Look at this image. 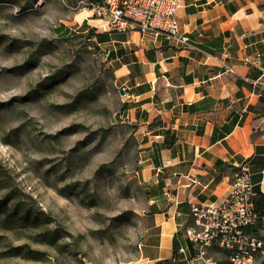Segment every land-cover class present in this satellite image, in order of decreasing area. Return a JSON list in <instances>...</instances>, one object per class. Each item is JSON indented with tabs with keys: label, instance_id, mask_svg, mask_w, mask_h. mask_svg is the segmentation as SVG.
I'll return each mask as SVG.
<instances>
[{
	"label": "rangeland",
	"instance_id": "1",
	"mask_svg": "<svg viewBox=\"0 0 264 264\" xmlns=\"http://www.w3.org/2000/svg\"><path fill=\"white\" fill-rule=\"evenodd\" d=\"M91 14L0 0V264H136L141 131Z\"/></svg>",
	"mask_w": 264,
	"mask_h": 264
},
{
	"label": "crops",
	"instance_id": "2",
	"mask_svg": "<svg viewBox=\"0 0 264 264\" xmlns=\"http://www.w3.org/2000/svg\"><path fill=\"white\" fill-rule=\"evenodd\" d=\"M176 16L187 44L96 32L124 89L120 116L141 131L147 200L136 264H188L190 203L221 202L238 165L248 163L264 193V0H183ZM175 237L184 255L173 254Z\"/></svg>",
	"mask_w": 264,
	"mask_h": 264
},
{
	"label": "built area",
	"instance_id": "3",
	"mask_svg": "<svg viewBox=\"0 0 264 264\" xmlns=\"http://www.w3.org/2000/svg\"><path fill=\"white\" fill-rule=\"evenodd\" d=\"M89 4L91 16L101 22L96 29L103 32H153L187 44L176 16L183 0H89ZM260 87L264 91V83ZM250 176L244 162L234 170L228 194L221 202L190 203L191 224L184 236L193 245L194 254L186 259L188 264H264V210L255 208ZM211 249L222 252L224 261L210 256ZM185 252L180 246L178 253Z\"/></svg>",
	"mask_w": 264,
	"mask_h": 264
},
{
	"label": "trees",
	"instance_id": "4",
	"mask_svg": "<svg viewBox=\"0 0 264 264\" xmlns=\"http://www.w3.org/2000/svg\"><path fill=\"white\" fill-rule=\"evenodd\" d=\"M90 29H91L90 33H92L95 30L94 28H90ZM95 35H96V38L98 39V41L101 42L102 41L101 35H99V34H95ZM255 194H256L255 199H254L255 208L257 210H264V193H261V192H258L255 190ZM180 246L181 245H180L179 239L177 237H175L173 239V254L174 255L176 253H178V249Z\"/></svg>",
	"mask_w": 264,
	"mask_h": 264
},
{
	"label": "water",
	"instance_id": "5",
	"mask_svg": "<svg viewBox=\"0 0 264 264\" xmlns=\"http://www.w3.org/2000/svg\"><path fill=\"white\" fill-rule=\"evenodd\" d=\"M120 94H123V90H120Z\"/></svg>",
	"mask_w": 264,
	"mask_h": 264
}]
</instances>
